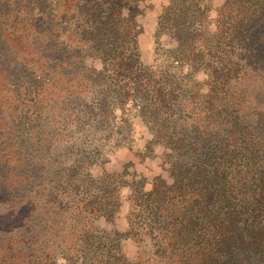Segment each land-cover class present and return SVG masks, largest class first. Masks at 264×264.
<instances>
[{
    "label": "trees",
    "instance_id": "1",
    "mask_svg": "<svg viewBox=\"0 0 264 264\" xmlns=\"http://www.w3.org/2000/svg\"><path fill=\"white\" fill-rule=\"evenodd\" d=\"M146 1L40 0L51 11L36 80L67 86L58 101L62 110L79 90L94 92L101 113L109 109V94L119 108H135L151 133L141 153L158 157L162 169L128 184V227L120 230L114 217L127 163L93 175L78 167L88 159L83 151L69 164L43 165L32 202L39 215L47 214L54 236L68 235L59 242L55 236L43 258L47 264H139L125 254L121 240L143 226L175 264H264V120L248 119L231 93L223 98L213 92L235 70L225 45L237 42L264 59V0H223L212 17L210 0H167L156 37L168 33L176 45L165 49L158 64L140 57L137 16ZM32 11L28 0H0V25ZM64 32L77 37L74 49H68ZM69 59L78 60L79 74L63 72ZM183 65L189 72L178 70ZM198 70L205 73L207 92L214 93L206 100L207 94L197 96L198 88L185 89L201 82L194 78ZM100 217L106 225L94 223ZM30 227L27 221L18 244L27 243ZM27 245L42 248L41 242L34 246V237Z\"/></svg>",
    "mask_w": 264,
    "mask_h": 264
},
{
    "label": "rangeland",
    "instance_id": "2",
    "mask_svg": "<svg viewBox=\"0 0 264 264\" xmlns=\"http://www.w3.org/2000/svg\"><path fill=\"white\" fill-rule=\"evenodd\" d=\"M28 1L32 13L17 14L13 17H19L17 21L5 18L0 25V264H47L43 256L57 234L54 236L53 227L45 220L47 214L42 216V211L39 215L35 202H32L35 190L39 188L37 177L44 172L43 165L52 161L69 164L81 157L83 151L88 159L82 158L78 167L93 175L103 169L122 170L127 163L128 172L123 176L126 182L120 189L121 206L114 217L120 230L128 227V184L140 175L149 179L162 170L158 157L142 155L151 133L135 108H119L109 94L105 97L109 109L104 112L102 108L104 113H101L100 99L94 92L79 90L76 98L67 106L65 103L62 110L58 101L65 99L67 86L36 80L35 75L40 73L43 61L41 45L47 35L44 19L49 16L51 7L49 2L43 6L40 0ZM210 1L212 17L215 16L214 8L223 0ZM166 3L167 0H147L142 4L144 12L137 16L142 28L140 57L145 63H163L165 49L176 45L168 33L156 37L157 18ZM62 34L70 44L68 49H74L77 37ZM224 48L235 70L224 78V82L216 84L213 92L223 98L231 93V99L237 101L236 107L248 119L258 117L264 120V59H258L255 52H248L250 50L237 42ZM77 61L69 59L71 64L63 68V72L70 75L78 72ZM85 63L100 65L90 58H86ZM178 70L187 73L190 68L183 65ZM204 76L202 70L194 74V78L200 81ZM34 86H37V95L32 91ZM191 88L193 91L198 88L199 97L207 94L202 97L205 100L214 94L207 92L202 81L196 87L189 84L185 89ZM93 159L97 162L84 164L85 160L91 162ZM27 221L33 226L28 229L27 243L33 237L35 247L41 242L42 248L38 252L22 240L18 244ZM94 223L106 225L102 217L96 218ZM131 235L121 240L130 259L139 264H175V256L163 254L156 244L155 233H150L149 229L138 227ZM67 237L64 231H58L53 241L59 242ZM59 255L62 253H58V261L62 262L64 259Z\"/></svg>",
    "mask_w": 264,
    "mask_h": 264
}]
</instances>
